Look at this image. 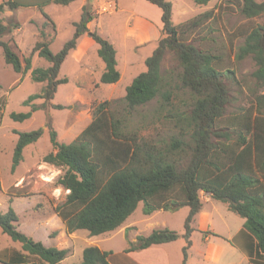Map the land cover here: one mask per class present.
<instances>
[{"label": "trees", "instance_id": "1", "mask_svg": "<svg viewBox=\"0 0 264 264\" xmlns=\"http://www.w3.org/2000/svg\"><path fill=\"white\" fill-rule=\"evenodd\" d=\"M75 1L78 0H54L50 3L67 6ZM146 1L162 11L163 36L146 60L147 71L138 75L127 87L123 110L130 116L139 108L156 101L157 114L168 110L177 134L169 141L139 137L130 130L124 113L108 108L110 101L94 109L93 121L72 143L60 142L57 132L48 125L54 151L48 153L43 161L63 170L56 184L69 191L56 212L68 234L85 230L94 237L121 228L140 203H144L146 215L188 207L190 212L183 235L170 229L154 230L147 237L139 236L126 250H144L183 237L187 241L183 264H187L193 232L191 224L202 210L201 196L205 194L227 204L231 212L245 219L244 228L257 240L256 258H260L264 253V94L256 97L253 109L233 118L229 126L223 127L232 96L223 79V72L217 67L220 58L186 38L189 31L204 26L214 13L205 12L182 26H176L171 2ZM193 1L198 5L209 2ZM234 2L245 19L262 20L239 33L244 42L237 49L236 59L243 61L252 58L256 64L252 77L264 89V1ZM6 6L11 11L22 7L8 0L0 5V11H4ZM44 16L56 27L47 14ZM96 17L93 8L86 5L80 21L74 24L73 37L58 53L51 51L52 41H46L42 31L44 39L36 43L32 56L38 53L51 65L36 69L32 67V57L23 61L11 42L4 40L19 25L9 26L0 19V48L3 49L6 63L16 73L31 71L33 81L45 83L39 94L30 96L24 102L31 109L29 112L10 115L14 121L25 122L35 112L47 109L58 87L69 82L67 78L59 77L60 70L83 35L89 34L99 45L98 54L105 64L100 82H119L121 73L117 68L114 45L97 31L91 32L88 28ZM168 55H172L176 61V71H164ZM180 92L187 93L190 98L185 111H179L175 104ZM37 100L44 103L39 105ZM54 108L63 107L58 105ZM14 133L18 136L13 155L15 170L23 161L25 148L38 142L44 132L38 129ZM18 221L12 208L0 214L2 232L21 245L16 263L0 258L1 263L61 264L68 257V249L48 247L27 236L19 230ZM110 255V252L102 251L99 247L89 246L84 249L82 261L77 264H110ZM253 264L257 263L253 260Z\"/></svg>", "mask_w": 264, "mask_h": 264}, {"label": "rangeland", "instance_id": "2", "mask_svg": "<svg viewBox=\"0 0 264 264\" xmlns=\"http://www.w3.org/2000/svg\"><path fill=\"white\" fill-rule=\"evenodd\" d=\"M7 1L8 0H0V5L7 3ZM167 1L171 2L173 5V21L177 26H182L205 12L212 11L214 13L213 18L208 20L204 26L189 31L186 38L196 46L204 50H210L214 55L220 58L217 67L223 72V79L227 83L232 96V103L227 109L222 126H229L233 118L240 117L246 111L253 109L256 105V97L264 94V89L259 87L252 77V73L256 69V64L252 58H247L243 61H238L236 59L237 49L244 42V38L239 37V33L249 30L253 26L261 23L262 20L245 19L241 15L237 4L234 2L235 0H209L206 5H198L193 0ZM256 1L262 2L264 0ZM57 5L58 4L50 3L42 7L22 6L12 11L6 6L4 11H0V19H2L5 24L9 26L15 24L19 25V27L14 29L4 40L11 42L14 50L23 61L26 58L32 57L33 69L46 68L50 65L49 61L39 57L38 53L32 56V51L36 43L44 39L41 36L42 31L45 33L46 41L54 40L50 46L53 53L59 52L62 45L68 42L72 36L73 27L71 25L67 23L64 25L61 24L62 31L58 33L57 28L44 16L46 13L52 14L56 22H60L68 17L75 19V14L73 15L68 8ZM79 18L80 17H78V19ZM51 21L53 20L51 19ZM57 33L58 36H56ZM123 50L124 49L119 45L117 59L120 70H123L124 67ZM140 54L142 58H148L153 53L150 47H143L140 50ZM141 57L139 56V59H141ZM63 64L60 70V77L66 75L73 77L79 70V65L72 59H69ZM177 67V63L173 56L168 55L164 63V71H176ZM146 71V61L144 62V59L139 60L135 69L128 71L123 80V84H130L134 76L136 77ZM0 86V203H2V206H0V214L7 212L11 206L9 202L5 201L6 195L3 189H8L15 178L26 170L24 164L17 167L15 170L13 169V155L18 141V136L14 133L15 131L30 132L38 129L43 130L44 134L40 138L38 144L29 146L24 152L26 163L33 164L38 159L39 153L47 154L52 149L48 125L52 126L57 132L60 142L69 144L72 143L93 121L94 109L101 103L111 101V104L108 106L111 111L124 113L126 115L123 110L124 98L117 97L116 99L108 100L105 94H97L91 97L82 95L74 98L72 95L73 84H62V86L60 85V87H58L59 90H57L58 92L54 100H52L56 104H53L51 101L47 109L35 112L32 118L25 122L20 123L14 121L10 115L14 112H29L31 109L25 106L24 102L30 96L39 94L45 86V83L33 81L31 71L25 74L16 73L14 68L6 63L2 48H0ZM36 103L40 105L43 104L44 101L37 100ZM189 103V95L184 92H180L178 99L175 100V104L179 111L187 110ZM57 104L63 108H54V106H58ZM157 106V102L152 101L146 106L139 108L130 116L126 115L129 128L134 133H137L139 137L148 140L169 141L173 135L177 134V130L174 128L173 124L174 120L168 110L164 111L162 114H157ZM23 191L24 193H28L26 189ZM9 193L11 195L18 194L19 196L22 194V190H9ZM65 199L66 196L64 193L60 195V201H58V203H60L58 206L63 204ZM54 202H57L56 199ZM15 203V206L20 205V207L23 208V211H20V222L17 225L19 230L35 241L42 242L46 246L55 244L54 237L58 234V231H52L49 225L42 223L46 216L43 212L46 214L50 212V214H52V212L55 211L54 203L50 208L43 207L41 203L40 206H37V211L33 209L37 203V199H15ZM144 209V203H140L127 223L130 224L137 218H143ZM184 209H180L181 212L177 215L181 216L185 214V211H189L188 208ZM38 211L40 213H38ZM176 217L177 216H174V218ZM78 236L79 237H77L73 243L70 242L71 249H76V255L68 256L63 264L80 263L82 260L81 250L83 248L94 244L90 243L91 241L107 237V235L104 234L98 237H92L89 232L85 230L78 231ZM101 245L104 244L101 243ZM6 246L12 248L13 246L18 248L21 247L20 244L13 242L12 239L0 229V249ZM0 264L4 263L0 262Z\"/></svg>", "mask_w": 264, "mask_h": 264}, {"label": "crops", "instance_id": "3", "mask_svg": "<svg viewBox=\"0 0 264 264\" xmlns=\"http://www.w3.org/2000/svg\"><path fill=\"white\" fill-rule=\"evenodd\" d=\"M86 5L91 6L97 15L89 23V30L91 32L97 31L104 39L114 45L116 59L119 54V45L124 49L123 70H120L117 59V68L121 73V79L115 84H102L100 82L105 64L98 54L99 45L89 34L83 35L79 39L77 48L69 54L64 62L66 63V61L72 59L79 65L78 72L73 77L67 75L60 77V74L59 77L67 78L69 80L68 85L73 84L72 95L74 98L82 95L91 97L97 94L107 95L108 100L116 99L117 97L124 98L127 87L137 77L134 76L135 78L133 77L130 84H123L126 74L129 70L135 69L139 60L144 59V62L147 60V58L141 57V48L150 47L153 53L163 36L162 11L146 0H78L64 6L73 15L75 14V19L68 17L56 22L54 15L45 13L53 20L58 33L62 31L61 24L67 23L71 25L73 27L72 38L75 33L74 24L80 21L83 8ZM78 17L80 18L78 19ZM58 33L56 36H58ZM139 56L141 59H139ZM53 104L56 103L53 102ZM38 142L31 145H36ZM53 151L52 147L50 152ZM24 152L23 161L18 167L24 164L26 170L15 178L8 189H3L6 195L5 201L11 204L10 208L17 214L19 219L17 225L20 222V211H23V208L20 205L15 206V199H37V203L33 208L35 211H37V206H40L41 203L43 207L48 208L54 203L55 211L52 214L43 212L46 216L42 223L49 225L52 231H58V234L54 237L55 244L48 247L69 249L70 253L68 256H75L76 249H71L70 242L73 243L79 237L78 231L68 234L64 222L56 212V208L60 203H58L60 195L64 193L67 196L69 194V191L56 184L63 174V170L43 161L48 153H39L38 159L33 164H29L26 163ZM24 189L28 193H24ZM9 190H22V194L19 196L18 194L11 195ZM55 199L57 202H54ZM201 200L203 204L202 210L191 224L193 232L190 237L191 245L188 249L187 264H253V260L257 264H264V253L260 258H256L258 250L257 240L245 230V219L231 212L227 204L218 202L208 195L203 194ZM0 206H2V203H0ZM184 208L188 207H183L181 210ZM181 210H160L150 215L144 213L143 218H137L128 224L127 221L132 214L121 228L104 234L107 235L106 238L91 241L90 243L94 244L90 246H96L102 251L110 252V264H183L184 248L187 245V241L183 237L176 241L154 245L144 250L126 252L129 245L136 242L139 236L147 237L154 230L170 229L183 235L190 209L188 208L189 211H185V214L178 216L177 214ZM38 213L40 212L38 211ZM174 216L177 217L174 218ZM101 243L104 245H101ZM85 248L81 250L82 258ZM20 250L21 247L13 246L12 248L6 246L0 249V257L3 261L16 263L17 252Z\"/></svg>", "mask_w": 264, "mask_h": 264}, {"label": "water", "instance_id": "4", "mask_svg": "<svg viewBox=\"0 0 264 264\" xmlns=\"http://www.w3.org/2000/svg\"><path fill=\"white\" fill-rule=\"evenodd\" d=\"M15 3L24 7H37L46 5L54 0H13Z\"/></svg>", "mask_w": 264, "mask_h": 264}]
</instances>
